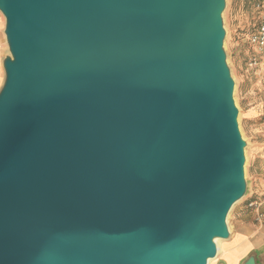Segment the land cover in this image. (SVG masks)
I'll return each instance as SVG.
<instances>
[{"label":"water","instance_id":"95a60500","mask_svg":"<svg viewBox=\"0 0 264 264\" xmlns=\"http://www.w3.org/2000/svg\"><path fill=\"white\" fill-rule=\"evenodd\" d=\"M224 8L0 0V264L216 257L247 191Z\"/></svg>","mask_w":264,"mask_h":264},{"label":"rangeland","instance_id":"374dc122","mask_svg":"<svg viewBox=\"0 0 264 264\" xmlns=\"http://www.w3.org/2000/svg\"><path fill=\"white\" fill-rule=\"evenodd\" d=\"M263 15L264 0H225V8L221 15L225 31L223 49L234 82L233 100L238 110L237 123L246 144L244 179L247 191L243 199L236 203L228 214L227 226L230 236L227 240H222V253L212 261V264H241L251 252H255L257 261L261 264L258 253L254 250L241 256L237 263L229 250L235 247L233 218L236 209L250 196L252 184L264 188V68L251 69L248 66L249 58L254 54L248 44V37ZM4 23L5 20L0 14L1 59L8 55L3 33ZM242 214L244 222L253 226L264 224V221L256 222L254 214L245 206Z\"/></svg>","mask_w":264,"mask_h":264},{"label":"crops","instance_id":"0c3cea01","mask_svg":"<svg viewBox=\"0 0 264 264\" xmlns=\"http://www.w3.org/2000/svg\"><path fill=\"white\" fill-rule=\"evenodd\" d=\"M1 43V40H0ZM1 49V44H0ZM2 59L0 57V86L3 82ZM262 186H251V194L248 198H257L264 193ZM242 213H244V204L240 205L234 214V238L233 243L235 247L230 251V255L237 263L238 259L244 254H248L254 250L258 253L259 261L264 264V224L260 226H253L243 221Z\"/></svg>","mask_w":264,"mask_h":264},{"label":"built area","instance_id":"2783aa9c","mask_svg":"<svg viewBox=\"0 0 264 264\" xmlns=\"http://www.w3.org/2000/svg\"><path fill=\"white\" fill-rule=\"evenodd\" d=\"M248 44L254 51L253 56L249 58L248 66L251 69L264 68V15L256 29L249 35ZM244 206L254 214L256 222L264 221V193L257 198H248Z\"/></svg>","mask_w":264,"mask_h":264},{"label":"bare ground","instance_id":"6f19581e","mask_svg":"<svg viewBox=\"0 0 264 264\" xmlns=\"http://www.w3.org/2000/svg\"><path fill=\"white\" fill-rule=\"evenodd\" d=\"M246 164V163H245ZM245 166V165H244ZM227 220H228V217H227ZM214 243L216 244V248H217V255L214 259H210L208 260L207 264H212V261L215 260L219 254L222 253V246H221V243H222V240H219V239H215L214 240Z\"/></svg>","mask_w":264,"mask_h":264},{"label":"trees","instance_id":"16d2710c","mask_svg":"<svg viewBox=\"0 0 264 264\" xmlns=\"http://www.w3.org/2000/svg\"><path fill=\"white\" fill-rule=\"evenodd\" d=\"M258 24H259V23H258ZM258 24L254 27L253 31L256 29V27L258 26ZM253 31H252V32H253ZM250 199H251V198H250Z\"/></svg>","mask_w":264,"mask_h":264}]
</instances>
